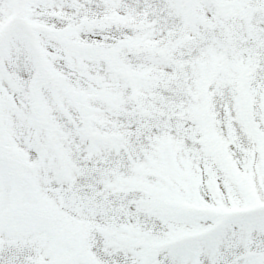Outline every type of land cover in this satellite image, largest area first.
<instances>
[{
	"label": "snow or ice",
	"instance_id": "snow-or-ice-1",
	"mask_svg": "<svg viewBox=\"0 0 264 264\" xmlns=\"http://www.w3.org/2000/svg\"><path fill=\"white\" fill-rule=\"evenodd\" d=\"M0 264H264V0H0Z\"/></svg>",
	"mask_w": 264,
	"mask_h": 264
}]
</instances>
